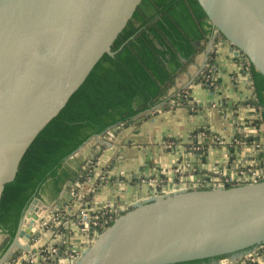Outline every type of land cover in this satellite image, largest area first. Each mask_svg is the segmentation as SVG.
Returning <instances> with one entry per match:
<instances>
[{"label": "water", "instance_id": "obj_1", "mask_svg": "<svg viewBox=\"0 0 264 264\" xmlns=\"http://www.w3.org/2000/svg\"><path fill=\"white\" fill-rule=\"evenodd\" d=\"M143 1L0 0V207L34 144L114 54ZM198 1L215 33L201 67L179 91L204 68L218 33L264 76V0ZM65 189L60 195L74 201L75 191ZM60 203L32 201L0 264L33 251L47 229H57L54 216L67 205ZM89 237L73 264L228 263L264 244V181L155 196L134 203L97 236L90 228Z\"/></svg>", "mask_w": 264, "mask_h": 264}, {"label": "trees", "instance_id": "obj_2", "mask_svg": "<svg viewBox=\"0 0 264 264\" xmlns=\"http://www.w3.org/2000/svg\"><path fill=\"white\" fill-rule=\"evenodd\" d=\"M215 28L198 0H144L113 47L95 67L68 106L42 133L21 170L7 185L0 207V258L12 245L26 210L35 198L52 202L68 182L85 181L86 163L73 170L69 159L94 136L137 123L168 97L180 73L212 40ZM220 34V33H219ZM221 35V34H220ZM251 82L262 109L255 126L264 125V76L251 64ZM190 144H185L189 147ZM20 256V254H19ZM224 255L215 258H224ZM206 258L178 264H198Z\"/></svg>", "mask_w": 264, "mask_h": 264}, {"label": "crops", "instance_id": "obj_3", "mask_svg": "<svg viewBox=\"0 0 264 264\" xmlns=\"http://www.w3.org/2000/svg\"><path fill=\"white\" fill-rule=\"evenodd\" d=\"M209 43L185 71L178 75L175 84L168 90V97L178 92L196 74L203 63ZM208 66L216 69L217 80L214 85L200 79L202 70ZM202 70L183 89L189 90L193 100L204 103L205 106L199 112L191 113L187 107H172L163 103L140 115V120L129 127L112 128L105 134L94 136L69 159L74 171H77V165L86 163L84 168L89 176L81 184L79 181L73 185L67 183L66 193L69 190L75 191L80 199L78 203L75 199L70 201L59 195L57 200L62 201L60 204L67 202L64 212L71 207L78 211L81 206L89 211L108 207L114 214H121L134 203L149 200L153 190L140 182L138 177H167L166 183L171 186L176 179L169 173L182 161L183 155L179 147V151H176L175 148L166 147V143L176 140L181 144H188L194 134L203 130L210 138L209 142L205 141L207 137L202 138L206 149L204 169L197 174L190 171L186 176L191 180L197 179L204 172L218 179L221 173H236L238 169L234 162L238 152L230 148V142L240 131L250 136L257 133L256 126L252 124L254 108L247 105V99L252 94V82L246 80L240 67V58L233 47L220 36L213 39ZM212 103H218L219 107L211 106ZM213 137L225 143H215ZM119 179L127 181V186L121 192L116 190L114 184ZM53 202L45 203L50 205ZM63 220L64 214L61 221ZM83 245L88 246L87 238L82 235L81 230L77 227L68 229L63 224L55 230L47 229L33 244L32 249L39 251L43 246H54L63 251L79 250ZM14 256L8 264H20L22 255L19 257L17 253ZM244 257L245 254L235 260L229 257L231 261L224 264H264V258L247 261ZM68 262L69 259L63 254L57 260V264ZM33 264L48 263L42 255H38Z\"/></svg>", "mask_w": 264, "mask_h": 264}, {"label": "built area", "instance_id": "obj_4", "mask_svg": "<svg viewBox=\"0 0 264 264\" xmlns=\"http://www.w3.org/2000/svg\"><path fill=\"white\" fill-rule=\"evenodd\" d=\"M215 36L221 35L218 33ZM240 58V67L247 81H251V64L248 58L243 55L238 56ZM215 67L208 66L201 72L200 79H203L205 83L214 85L216 79ZM252 94L247 99H251L252 102L256 101L254 95V86H251ZM218 103H212L211 106L219 107ZM248 107L254 108L253 120H258L261 118L262 109L256 105H252L247 102ZM172 107H187L191 113L199 112L205 105L204 103L196 102L190 97L189 90L185 89L181 92L177 99L172 100ZM257 133L255 136H250L240 131L239 134L232 139L230 142V148L238 152L237 160H235L234 165L237 167L235 174L226 175L221 173L218 179L213 178L211 175L203 172L197 179H190L186 176L188 172L199 173L200 170L204 169V162L206 159V149L205 143L202 138L208 137L209 134L204 130L194 134L188 142L189 147H185V144H181L176 140H171L166 143V147L175 148L176 151L181 149V154L183 155L182 161L177 167L169 173L175 177L176 181H172L173 184L167 185V177H138L140 182L145 183L150 186L153 198L155 196L168 195L178 191L193 190V189H203V188H217L222 187L226 184L237 186L248 183H258L264 181V125L256 126ZM208 135V136H207ZM215 143L224 144L223 140L213 137ZM229 148V143L226 144ZM179 147V148H178ZM236 159V158H235ZM223 168L225 165H222ZM114 184L116 190L121 192L127 186V181L124 179L115 180ZM80 199L79 194H75V200L78 202ZM79 203V202H78ZM128 207V206H127ZM67 208V206H66ZM64 211L57 213L54 216V221L56 227L60 225H65V228L77 227L81 230L82 235L87 238V245L90 241L89 229L94 228L95 235H99L104 232L114 221L118 214H114L108 207L101 209H94L89 211L88 208L81 207L77 211L73 207ZM64 214V219L61 221ZM1 236V235H0ZM84 249L79 250H61L59 247H49L43 246L39 251H27L21 256L20 264H33L37 259L38 255H42L48 264H57V260L63 254L64 257L69 259L68 264H73L77 261L83 253ZM19 256V257H20ZM18 257V258H19ZM247 261H255L259 258H264V244L255 247L251 252L245 254L244 257Z\"/></svg>", "mask_w": 264, "mask_h": 264}, {"label": "rangeland", "instance_id": "obj_5", "mask_svg": "<svg viewBox=\"0 0 264 264\" xmlns=\"http://www.w3.org/2000/svg\"><path fill=\"white\" fill-rule=\"evenodd\" d=\"M122 127H123V126H122ZM3 241H4V236H1V237H0V246H1V244H2ZM85 246H86V245L81 246L80 249H85V248H86Z\"/></svg>", "mask_w": 264, "mask_h": 264}, {"label": "bare ground", "instance_id": "obj_6", "mask_svg": "<svg viewBox=\"0 0 264 264\" xmlns=\"http://www.w3.org/2000/svg\"><path fill=\"white\" fill-rule=\"evenodd\" d=\"M21 243L25 242L23 239L20 238ZM32 252V251H31Z\"/></svg>", "mask_w": 264, "mask_h": 264}]
</instances>
